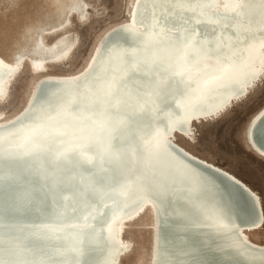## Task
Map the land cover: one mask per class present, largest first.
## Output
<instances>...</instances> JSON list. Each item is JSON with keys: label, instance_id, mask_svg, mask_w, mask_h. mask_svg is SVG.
Returning <instances> with one entry per match:
<instances>
[{"label": "water", "instance_id": "water-1", "mask_svg": "<svg viewBox=\"0 0 264 264\" xmlns=\"http://www.w3.org/2000/svg\"><path fill=\"white\" fill-rule=\"evenodd\" d=\"M136 34L134 28L119 29L106 37V43L134 46L138 40ZM101 53L110 55L107 46ZM124 63L111 61L105 67L109 75L105 84L110 90L116 89L115 85L120 86L127 97L121 96L119 87L118 95L112 94L108 100L88 94L82 101L86 96L82 94L69 98L65 107L55 111L54 116H48L46 112L56 108L59 97L85 82L84 79L48 80L39 84L29 109L17 121L0 127V163H8L6 169L0 167V183L20 180L27 172L38 173L41 169L31 158L49 151L54 160L72 161L85 169V175L77 181L92 185L94 191L86 190L84 194L112 195L113 202V205L100 203L98 206L77 202L76 193L49 180L50 188L60 190L58 199L74 204L70 209H61L51 201L54 197L49 191L35 187L43 202L31 210L11 207L10 211L23 217L50 211L63 216V220L16 223L0 218V264H110L111 250L115 246L111 240L112 227L85 223L75 212L86 211L91 218L105 216L110 221L120 215L124 207L139 203L146 196L154 203V213H160L163 220V223H155L156 237L159 232L163 239L153 248V264H213V261L264 264V250L249 245L240 232L256 225L251 224V218H262L261 200L253 195L249 184L235 181L194 159L163 134L165 131L173 135L175 130H180L174 125L185 122L181 118L183 113L198 107L207 108L218 98L205 100L186 96L184 71L171 68L163 71L169 82L167 89H151L157 95H162L163 90L166 96H162L160 104L151 103L146 108L137 102L135 87L128 85L125 77L116 79L113 75L121 67L132 73L143 69ZM95 72V68L91 69L88 78ZM140 73L150 74L145 70ZM231 86L237 88V85ZM184 97L187 105L183 104ZM94 99H100L101 103ZM135 119L140 122L139 133L131 129ZM263 123L264 108L252 119L248 129L251 142L256 139L262 143ZM24 125L30 132L22 135ZM66 125L73 128L87 125L89 129L76 133ZM70 132L76 134L69 136ZM75 135H79L81 141L70 142L68 139ZM121 144L127 147L123 158L114 152ZM142 152L139 168L137 153ZM21 161L28 171L16 170L14 163ZM114 165H120V170ZM55 168L59 172L63 169L59 164ZM180 228L191 231L188 236L191 243L201 241L202 244H198L196 250L172 248L168 231L181 232ZM37 242L44 245L43 250ZM89 254H93L91 258Z\"/></svg>", "mask_w": 264, "mask_h": 264}, {"label": "bare ground", "instance_id": "bare-ground-1", "mask_svg": "<svg viewBox=\"0 0 264 264\" xmlns=\"http://www.w3.org/2000/svg\"><path fill=\"white\" fill-rule=\"evenodd\" d=\"M60 1L63 5L59 10L61 11L59 17L53 20H40L34 24V30L30 36L31 42L26 49L19 48L16 52L12 51L10 56L0 51V106H4V103L8 101L12 83L23 70L26 61L31 71L38 75L29 90L26 102L18 112L6 116L5 112L0 110V127L14 123L29 109L30 101L35 97L41 82L48 80L80 81L82 79L85 81L72 87L68 93L59 97L56 108L53 107L52 111L46 112L48 116L50 114L54 116L55 111L62 106H66V100L69 98L84 94L86 96L81 98L83 101L88 94H94L100 97L101 100H108L112 94L118 95V87L120 88V86L115 85L113 88L116 89L110 90L111 87H107L108 85L105 84L109 76L105 71V67L111 61L116 63L125 61L124 64L126 65L130 64L143 69L132 73L126 72L125 67H121L115 70L114 77L116 79L125 77L126 81L129 82L127 84L137 90V102L141 106L149 108L151 103L160 104L163 100L162 96L165 95L163 90L162 95H157L151 90L153 88L167 89L169 82L166 81L163 71L179 68L184 71L185 83L187 84V89L184 92L186 96L200 97L205 100H210L212 97L218 99L217 101L214 100L207 108L198 107L194 108L195 111L183 113L181 118L185 122L174 125L180 130H175L173 135L164 131V136L176 143L194 159L222 171L235 181L244 182L230 170L200 157L178 144L176 134L190 140L194 139V123L218 120L233 109L235 104L237 105L248 98L252 91L264 80V0H130L127 17L104 29L79 71L75 73H48L49 65L66 63L79 46L78 35L71 29L72 18L76 17L78 22H84L90 11L85 0ZM12 17L18 23L19 15L15 13ZM128 28H134L138 33L135 35V38L138 39L135 40L136 45L121 43L108 45L106 43L107 36L112 35L119 29ZM51 35L56 36L57 39L52 43L46 42L45 39ZM105 46L109 49L110 55L108 57L104 53L100 54ZM93 68L96 69V72L88 78L87 75ZM144 70L150 72V74H141L140 72ZM239 80H243V83ZM231 85H237V88ZM120 91L121 96L127 97L121 88ZM145 95H147L146 98ZM101 100L94 99L99 104ZM186 100L184 97V105H187ZM263 106L264 104L251 115L245 127V139L248 147L264 159V138L262 143H259L256 139L251 142L248 137V129L252 124V119L264 108ZM46 113L45 116H47ZM132 123L133 127L131 129L139 133L137 129L140 127L139 120H132ZM26 127L27 125L21 127L22 135L30 132L26 131ZM66 128L76 133L89 129L87 125L78 128L66 125ZM260 131L264 137V123ZM76 133L70 132L69 136ZM68 140H71L70 142L81 141V138L79 135H75ZM114 152L123 158L127 154V147L122 145L115 148ZM142 154L143 152L141 155L137 153L139 168L141 167V160L139 159L144 156ZM31 160L41 169L38 173L27 172L20 180L12 179L0 183L1 219L16 223H35L41 220L58 223L62 221L63 216L50 211H43L29 217L16 215L10 211L11 207L31 210L34 205L43 202V199L35 192L37 186L47 192L49 191L54 197L51 201L59 208L70 209V207H74V204L70 203V205L58 199L60 190L50 188L48 185L49 180L63 184L76 193L77 202L93 203L95 206L100 203L113 205L112 195L105 197L84 194L86 190L94 191V187L88 183L77 181L78 178L85 175V169L75 162L54 160L49 151L35 154ZM58 164L63 167L61 172L55 170ZM14 165L17 167L16 170L22 173L28 171L23 161L16 162ZM6 166H8V163H0V167L3 169H6ZM114 166L117 171L120 170V165ZM122 167L124 168V166ZM249 188L253 195L260 200L258 193L251 187ZM130 204L123 208L120 215L113 217L110 221H107L105 216L91 218L86 211L78 210L75 215L81 216L85 223L91 222V225L100 223L104 228L112 227L111 240L115 243V246L111 250L110 264H121L122 256L131 250L130 241L123 236L126 224L139 218L146 209H149L152 213V254L149 264H153V248L163 239L159 232L158 237H156L155 223L158 221L163 223L162 215L154 213V203L148 196L144 197L139 203ZM261 208L263 219L261 217H258V219L251 218V224L256 225L240 232L249 245L264 250V243L254 242L247 235V232L260 230L264 227L263 206ZM171 220L168 219V221ZM178 231L181 232L168 231L172 248L187 247L189 250H196L198 244H202L201 241L191 243L188 240L191 231L182 230L181 228ZM37 245L43 250L44 245L42 243L37 242ZM121 251L122 253H120ZM89 255L91 258L93 254ZM196 255H198V252H196ZM192 262L194 261L192 260ZM213 264L226 263L213 261ZM229 264L240 263L231 261Z\"/></svg>", "mask_w": 264, "mask_h": 264}, {"label": "rangeland", "instance_id": "rangeland-1", "mask_svg": "<svg viewBox=\"0 0 264 264\" xmlns=\"http://www.w3.org/2000/svg\"><path fill=\"white\" fill-rule=\"evenodd\" d=\"M90 8L87 19H72L79 46L64 64L48 66V73H75L85 64L99 35L113 23L127 17L130 0H85ZM60 0H0V51L10 56L12 51L26 49L31 42L34 24L59 17ZM19 15L18 23L13 19ZM3 31V32H2ZM56 36L45 41L52 43ZM15 47V48H14ZM14 49V50H13ZM10 51V52H8ZM8 52V53H7ZM26 61L23 70L12 83L10 97L0 110L10 116L26 102L29 90L37 78ZM264 104V80L248 98L216 121L194 123V139L176 134V142L191 152L233 172L257 191L264 209V159L253 152L245 139V127L251 115ZM194 141V142H193ZM152 213L149 209L134 221L128 222L124 238L131 250L121 258V264H149L152 254ZM254 242L264 243V227L247 232Z\"/></svg>", "mask_w": 264, "mask_h": 264}]
</instances>
